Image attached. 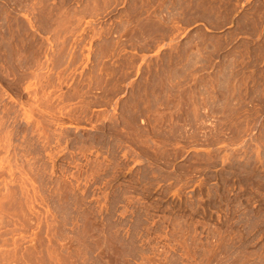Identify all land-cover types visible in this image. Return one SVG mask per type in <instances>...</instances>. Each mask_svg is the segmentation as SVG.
Instances as JSON below:
<instances>
[{"label": "rangeland", "instance_id": "rangeland-1", "mask_svg": "<svg viewBox=\"0 0 264 264\" xmlns=\"http://www.w3.org/2000/svg\"><path fill=\"white\" fill-rule=\"evenodd\" d=\"M0 264H264V0H0Z\"/></svg>", "mask_w": 264, "mask_h": 264}]
</instances>
